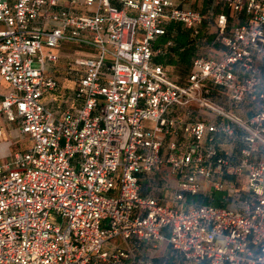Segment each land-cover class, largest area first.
Listing matches in <instances>:
<instances>
[{
    "label": "built area",
    "instance_id": "2783aa9c",
    "mask_svg": "<svg viewBox=\"0 0 264 264\" xmlns=\"http://www.w3.org/2000/svg\"><path fill=\"white\" fill-rule=\"evenodd\" d=\"M171 24L222 47L183 83L157 62ZM63 43L77 87L58 107ZM0 81V137L31 142L0 162V264H264V0H0Z\"/></svg>",
    "mask_w": 264,
    "mask_h": 264
},
{
    "label": "rangeland",
    "instance_id": "374dc122",
    "mask_svg": "<svg viewBox=\"0 0 264 264\" xmlns=\"http://www.w3.org/2000/svg\"><path fill=\"white\" fill-rule=\"evenodd\" d=\"M193 8L195 7V4L192 6ZM197 7V6H196ZM198 8L200 9H204L203 6H198ZM196 8V9H198ZM187 35L189 36L190 33L187 32ZM185 39V38H184ZM196 44H198V48L197 53L198 55H202V56H210L213 58H216L217 55L211 50V47H209L205 42H201V41H197ZM180 47V46H179ZM79 48L78 45L76 44H66L63 43L62 45L60 44V48L57 50L58 52L61 53H74L77 49ZM178 49V46L176 47ZM183 49L186 48V46L182 47ZM176 49V53L173 55V52L171 54H169V57L165 60V61H159L161 63H164V66L167 67V65H169L168 69L171 75H173L174 80L178 81V82H185V79L188 77L189 72H190V68H191V62L193 57L196 54H193L192 51H189L188 49H186V52H188L187 55H189V59H183V54H181L182 52L177 51ZM192 58V59H191ZM167 63V64H166ZM3 84L0 81V89L1 88H5V86H3ZM77 87V81L76 80H71L69 79L67 84L62 87V89H60V91H58L57 93L53 94L52 96V101L56 102L58 104V107L64 106L67 103V106L69 105L70 101V95L72 92L75 91ZM48 97H51V95H48ZM47 97V98H48ZM77 106V103H74V107ZM205 117L209 118V114L205 113ZM185 115L181 116L180 121H183L185 119ZM148 127H152L153 124L152 122H146ZM31 144V142H29V138L25 137L23 138V136H21L19 134V128L16 124H12V123H8L6 125V129L4 131V135L2 137H0V162H8L11 160V158L13 157V155L18 152V151H22L25 150L29 145ZM156 183L158 182V185L165 187L164 190L160 191L162 194H165V198L168 199L171 197V192L169 189H167V185L164 182H160V179H157L156 177L153 178ZM155 181L152 182V184H155ZM163 181V180H162ZM159 192V194H160ZM155 193H157V191H155ZM212 196L214 198H218L222 196V193H215L214 190L212 191ZM198 199V197H196ZM59 220V219H58ZM158 262L160 261V259L157 260Z\"/></svg>",
    "mask_w": 264,
    "mask_h": 264
},
{
    "label": "crops",
    "instance_id": "0c3cea01",
    "mask_svg": "<svg viewBox=\"0 0 264 264\" xmlns=\"http://www.w3.org/2000/svg\"><path fill=\"white\" fill-rule=\"evenodd\" d=\"M201 3V5L203 6V1H199V2H197L196 3V5H195V9L199 6V4ZM205 5V4H204ZM207 5V4H206ZM197 6V7H196ZM206 9V6H204V9L203 10H205ZM208 25H206L205 26V28H204V35H206L207 36V32H208ZM213 31V30H212ZM193 38V37H192ZM207 38H208V40H209V42L207 41V40H205V43L209 46V47H211V50L217 55V57H218V55H219V51L222 49V47H221V45H219V44H214V42H213V38H214V36L213 35H210V36H207ZM196 42H197V40L195 39V38H193ZM167 40H169V38L167 37L166 38V36L165 37H162V38H160L159 40H158V43H159V45H163ZM66 44H69V43H66ZM173 52V50H171V51H167V53L165 54V55H162V56H160L159 58H157V62H159V61H165L168 57H169V54H171ZM181 52V51H180ZM176 53V51H174L173 52V54H175ZM58 54L60 55V60H59V62L56 64V65H54V66H51L50 67V69H49V73L51 74V75H53L55 78H57V80L59 81V89H62V87H64L66 84H67V82H68V80L69 79H71V80H74V77L73 76H75L74 75V70L75 69H73L74 67L71 65V61L73 60V55H74V53H61V52H58ZM166 62V61H165ZM159 63H161V62H159ZM161 64H163L164 65V63H161ZM167 64V63H166ZM168 67H169V65H167V67H165L166 68V70H167V72L170 74V72H169V69H168ZM72 69V70H71ZM191 69V68H190ZM190 73V72H189ZM172 74V73H171ZM170 74V75H171ZM172 76V78H173V75H171ZM174 79V78H173ZM2 83H4V82H2ZM181 83V82H180ZM3 86H5V88H1L0 89V99H1V97L2 96H4V95H6V94H8L9 93V86L7 85V84H3ZM57 91H58V89H57ZM52 97V96H51ZM45 98L44 99V102L45 103H47V104H50V101H51V99L52 98ZM50 105H52V104H50ZM188 111H191V119H205L206 117H205V114H204V112L205 111H199L196 107H194L193 106V108H191V109H189ZM188 111H186V110H176L175 112H174V115L176 116H179L180 118H181V116H183V115H185L186 117H185V119L184 120H187V113H189ZM206 114H207V112H205ZM209 117L213 120V119H215V116L214 115H212V114H209ZM180 138H178L179 139V142L180 143H183L182 142V140L184 141V136H183V134H181L180 136H179ZM170 140H172V138L169 136V137H167V140H166V145H168V142L170 141ZM152 178H151V185L153 186V188L155 189V191H157V193H155V191L153 190L152 191V193H154L157 197H165V194H162L160 191H162V190H164V188L165 187H163V185L162 186H160V185H158V182L156 183V181L153 179L154 177H156L157 179H160V181H159V183L160 182H164L166 185H167V182L170 184V185H174L175 184V180H174V178H173V176H171V175H169V173H168V168L167 167H164V168H162V170H161V172H158V173H156V174H154L153 176H151ZM163 180V181H162ZM155 181V184L153 185L152 184V182H154ZM205 184H206V187H208L209 188V184H208V182H205ZM168 186V185H167ZM147 188V187H146ZM152 188V189H153ZM145 192L146 193H149L150 192V188H147L146 190H145ZM159 192H160V194H159ZM205 198H207V197H204V199ZM218 199H219V197H218ZM161 260H164V258L163 259H160V261Z\"/></svg>",
    "mask_w": 264,
    "mask_h": 264
},
{
    "label": "trees",
    "instance_id": "16d2710c",
    "mask_svg": "<svg viewBox=\"0 0 264 264\" xmlns=\"http://www.w3.org/2000/svg\"><path fill=\"white\" fill-rule=\"evenodd\" d=\"M187 32L188 31L185 30L180 24H171L168 27V33L166 35V38L168 37L169 39H173L176 43V46L173 48V52L176 51L177 49L176 47L178 46L177 51L182 52L181 54H183L182 56L183 59H187V58L189 59V55H187L188 52H186V49H188L189 51H192L193 54H196L194 57L199 56L196 50L198 48V44H196V41L191 37V35L189 36L187 35ZM183 46H186V48L183 49L182 48ZM58 91H60V89H58ZM58 91H56L55 93H57ZM55 103L56 102L52 101L51 99L50 104H55ZM202 201L207 204H213V205H219V206L221 205L218 198H214L213 196H209L205 199L202 198Z\"/></svg>",
    "mask_w": 264,
    "mask_h": 264
}]
</instances>
